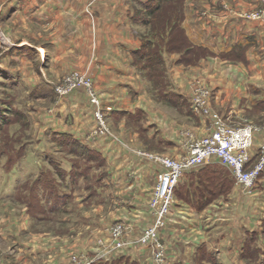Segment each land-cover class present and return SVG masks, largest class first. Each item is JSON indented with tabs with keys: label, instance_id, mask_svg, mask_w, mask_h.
<instances>
[{
	"label": "rangeland",
	"instance_id": "obj_1",
	"mask_svg": "<svg viewBox=\"0 0 264 264\" xmlns=\"http://www.w3.org/2000/svg\"><path fill=\"white\" fill-rule=\"evenodd\" d=\"M235 1L177 0L166 4L162 13L152 21L154 34L161 31L162 34L168 32L169 36L166 41L158 42L164 49L162 64H158L154 69H149L145 65L139 68L140 65L135 66L133 63L135 59L132 55L130 56L131 66L145 84L146 93L142 101L147 103L142 106L145 110L152 108L155 112L153 117L161 122L167 132L173 131L174 138L180 136L182 131L201 134L221 122L229 127H243L251 124L258 128L253 136L254 140L256 138L257 143H264V104L255 109L238 111L233 109L232 111L231 101L226 99L227 96L223 95L219 99L215 95L216 79L218 81L226 79L227 82L233 80L236 82L237 78L240 79L231 65L239 64L242 61L241 56L211 54L210 47L200 45L192 38H189L190 41L185 39L176 25L178 18L184 22L187 14L193 15L196 24L202 19L206 20L213 13L227 15L260 12L264 14V5L261 0L253 3L246 0H241V3ZM22 17L20 15V18ZM20 18L11 12L7 17H2V10H0V46H9L8 43H13V40L18 38L13 34L16 29L23 28L19 30L21 32L19 37L22 38L25 35V39L29 42L32 41L31 36L34 33L37 36L40 35L41 39L48 34V31L34 26L29 17L26 18V27H18L16 22ZM137 29L138 35L141 36L148 32L149 28L137 24ZM10 57L5 58V62L14 65ZM176 57L177 61L173 62V58ZM29 61L27 74L32 75V70L40 69L41 77H44L42 80L45 82L52 80L54 83L42 85L40 89L46 87V92L42 91L39 95L29 91L31 77L28 79L19 73V80L16 77L7 78L8 74H3L0 70V114L3 117L2 120L0 119V264H107L119 257L129 258L137 264H157L155 256L161 252L167 259L166 264H258L261 263V258L264 261V211L261 212V207L258 208L257 205L260 202L257 189L262 186L258 183L261 177L257 180V184L247 191L236 186L233 180L231 186L233 198L228 205L227 224L220 220L215 221V224L203 221L204 218L207 220L215 215V212L206 215L203 212L206 209L205 206L196 213L202 217L198 220L202 221L199 222L201 229L177 230L175 224L167 223V216L174 214L171 213L173 211L171 208L164 224L157 227L159 241L157 243L140 241L143 231L154 225L156 221L154 208L149 204L151 188L159 172L154 162L157 168L152 171L151 179L148 178L153 184L150 187L147 186L145 196L137 192L134 194L136 197H132L131 200L122 194L120 197L116 196V192L113 191L114 180L109 178L108 162L104 160V165L98 163V168L91 169L87 180L84 179L87 187L82 183L77 184L72 191L71 201L69 200L67 205L59 210L50 212L36 198H31V203H27L23 195L31 189L33 180L37 179L42 169L46 168L54 175L51 161L59 162L61 154L71 159L76 157V154H72L64 147L61 148L52 140V136L56 133L52 134L48 131L47 125L50 121L49 116H56L52 107L61 97H66L78 90H81L87 98L88 95L82 88L73 89L70 94L64 96L58 95L55 89L63 85L70 73L84 75L85 81L93 82L88 70L73 69L58 73L57 70L47 69L43 59L41 67L37 60ZM44 73H47L49 77ZM163 81L171 90L175 83L185 87L186 90L182 91L184 100L190 101L195 95L200 97L198 109L190 111L179 101L174 102L176 105L161 100L159 83ZM91 107L93 116L95 108L93 104ZM17 110L21 111L20 115L16 114ZM112 112V106L101 99L100 114L105 130L103 134H100V130L97 133L92 132L90 137L93 140L100 143V137H117L128 147L126 149H130V154L136 153L140 157H142L141 153L178 158L174 147L158 145L157 137L153 141L149 139L148 131L142 130L139 123L128 119H117V115H113ZM93 119L94 122L97 121L94 116ZM254 146L252 151L255 154L258 153V145ZM257 157L258 154L252 156L249 166ZM82 158L85 159L84 156ZM95 161L99 162L96 159ZM61 166L68 168V164L64 162H61ZM122 172H124L123 169ZM100 175H103L102 179ZM142 175L148 176V172L135 175L140 179L129 180L127 177L123 181L128 184L141 181L146 185L148 181L143 180ZM214 178L216 180L217 177ZM97 184H101L102 189L96 186ZM226 184L225 180L220 179L219 185L224 187ZM144 190L140 191L144 192ZM230 191L221 197H214L209 204L227 198ZM137 204L141 206L140 209L135 207ZM175 206L174 202L172 207ZM120 222L125 225L117 227ZM251 222L254 224L253 227ZM167 225L172 229H167ZM218 226L221 227L217 228ZM115 230H117L116 237L113 236ZM225 232H228L227 236ZM195 235L205 238L193 247L191 240ZM247 239L248 246L245 247ZM112 245L113 247L124 245V248L117 255L113 250L110 251L111 255L108 254L105 257L100 255V251L107 248L110 250L113 248ZM252 246L261 248L263 251L253 250ZM244 247L247 254L241 256ZM225 248L228 249V253L234 252L235 257L228 255ZM208 255L213 256L215 263L207 257Z\"/></svg>",
	"mask_w": 264,
	"mask_h": 264
},
{
	"label": "crops",
	"instance_id": "obj_2",
	"mask_svg": "<svg viewBox=\"0 0 264 264\" xmlns=\"http://www.w3.org/2000/svg\"><path fill=\"white\" fill-rule=\"evenodd\" d=\"M145 1L0 0L2 17H7L10 12L15 16L18 15L19 18L20 15L23 16L16 22L18 27H26V18L29 17L34 26L48 31V34L42 36V39L40 35L37 36L34 33L31 36L32 41L29 42L25 39V35L22 38L19 37L21 36L19 30L23 28L14 30L15 37L20 39L17 38L13 40V43H8L9 46H0V70L3 74H8L5 75L7 78L16 77L19 80V73L22 77L28 79L31 77L29 91L36 94L42 93V91L45 93L46 87L41 89L40 87L54 82L52 80H48L49 82L43 81L42 78L44 77H41L40 69L37 71L32 70V75L27 74L30 59L37 60L39 66L43 59L47 69L57 70L58 73H65L73 69L88 70L92 76L96 92L101 96L104 103L112 106V113L117 115V119H127V114L138 111L142 116L140 121L144 122L142 127L149 133L148 138H159L161 141L160 146L167 147L170 145L174 147L175 155H179L183 151L179 144V136L174 138L173 131L167 132L163 128L161 122L153 117L155 112L152 108L145 110V107L142 106L147 103L145 99V102L142 101L146 93L145 84L138 77L130 62L132 52L140 45L137 24L131 20L130 16L134 5ZM246 1L250 3L257 2V0ZM235 2L241 3L242 1L236 0ZM183 28L189 38L200 45L210 47L216 55L225 50L230 51L232 55L235 54L237 57L241 56L242 61L239 64L231 65L240 79L237 78L236 82L234 80L227 82L226 79H223L224 81L216 79L215 95L219 99L223 95L227 96L228 98H225L231 101L230 109L232 111L233 109L238 111L240 109L258 108V104L264 99V24L244 20L235 13L227 15L213 13L206 20L202 19L200 23L196 24L193 15L187 14L183 22ZM238 53L240 54L238 55ZM8 56H11L10 60L15 63L14 65L5 62V58H8ZM176 61L177 57L173 58V62ZM44 74L48 76L47 73ZM183 90H186L185 87L175 83L171 92L182 96ZM187 102L188 109L191 111L189 100ZM52 110L56 116H49L50 121L47 130L52 134L70 135L86 147L99 152L108 162L107 170L110 175L109 178L111 177V180H114L113 191L116 192V196L120 197L122 194L129 200L136 197L134 196L135 192L145 196L147 186L150 187L153 184L149 180L152 171L157 166L136 153L130 154V149H126L128 147L120 138L100 137V143L93 140L90 137L91 131L95 127L92 107L87 96L81 90L72 92L66 97H61L54 104ZM255 143H257L256 138L252 148L253 151L254 145L259 146V143ZM253 151H251L252 156L257 154H254ZM208 164L221 165L231 175L230 169L215 158H211ZM122 169L124 172H122ZM144 172H148V176L145 175L144 177L142 175L143 180L147 179L148 181L146 185L141 181L129 182L130 184L123 181L127 177L129 180L140 179L135 175ZM188 172L181 176L179 184L183 182ZM260 177L261 180L258 183L262 184L261 188L263 189H257V196L260 199L257 205L258 208L261 207V212H263L264 172ZM141 189H145L144 192L140 191ZM230 190L227 198L206 205L203 212L206 215L215 212V215L207 220L204 218L203 221L215 224V221L220 220L224 224L228 223V205L233 198L232 189ZM175 205V207H172L173 211L171 212L174 214L168 216L167 223L175 224L177 230L182 231L202 228L199 225V222L202 221H198L202 217L196 214L197 209L176 196ZM135 207L141 208L139 204ZM253 225V222H251L252 227ZM167 226V229H172L171 226ZM227 235L228 232H225V236ZM204 238L195 235L191 240L192 246L195 247ZM227 250L225 248V251ZM228 252V255L235 257L233 256L234 252Z\"/></svg>",
	"mask_w": 264,
	"mask_h": 264
},
{
	"label": "trees",
	"instance_id": "obj_3",
	"mask_svg": "<svg viewBox=\"0 0 264 264\" xmlns=\"http://www.w3.org/2000/svg\"><path fill=\"white\" fill-rule=\"evenodd\" d=\"M175 1L177 0H146L141 4L134 5L132 9V14L130 16L131 20L136 24H140L141 26L144 27L148 26L149 28L148 32L140 36L139 47L132 52V56L135 59L133 60L135 66L140 65L139 68H141L142 66L145 65L149 69H154L156 68V66H158V64H162L164 49L161 48V45H159L158 42L166 41L169 36H168V32L162 34L161 31L157 32V34L156 33L154 34L152 29V21H154L155 17L158 16V14L162 13V9L166 4ZM178 13L180 14V12H177V14ZM182 21L183 20L181 19L179 20L178 18V21L176 23L177 28L181 31L182 36L188 41H190L188 35H186V32L184 31ZM209 52L211 54H215V52L213 51H209ZM229 54H231V52L225 50L220 51L218 53V55L221 56L229 55ZM159 84L161 86L159 91L160 92L159 98L161 100L170 103L179 101L181 105L184 104L188 108L187 100L186 99L184 100L182 96H179L171 92V89L170 87H168V84L166 82L163 81L162 83ZM263 104H264V99L260 101L258 106H261ZM20 112H21L20 110H17L16 114L20 115ZM141 118H142L141 113H139L138 111L132 114H127L128 120L139 123L142 130H145L142 127V123L140 122ZM0 119L1 120L3 119L1 114H0ZM154 139L155 137L152 138L151 140L153 141ZM156 139L158 145H160L159 144L161 143L160 139L159 138ZM52 140L56 142L57 145H59L61 148L64 147L67 150H69L72 154H76V157L74 159H71L70 157H66L63 154L59 155V162L57 161L50 162L51 166L54 168V175L50 173L46 168L42 169L39 172L37 179L33 180L31 184L32 186L31 189H28L29 191H27V193L23 195L24 200L27 203H31V198H36L39 200L41 204L46 206L47 210H49L50 212L59 210L61 207L67 205L69 200L71 201L72 191H74V187L77 184L82 183V185L84 186L86 185L87 187V184L84 183V179L87 180L91 169L98 168L99 166L98 163L104 165L103 162L105 160L104 157L99 152L86 147L84 144L74 139L70 135L56 133L55 135L52 136ZM82 156H84L85 159H83ZM95 159L98 160L99 162L95 161ZM93 160L95 162H92ZM60 161L68 164V168H63L61 166ZM194 170L195 171L191 170L192 172L187 171L188 173L186 174L185 181L181 182L180 184H177L176 187L174 188L175 196L178 199L183 200L193 208L197 210H201L208 203H210L214 197L217 196L221 197L231 189V186L233 184V177L232 175H230L229 171L225 167L216 164H208V165L206 164ZM104 171L103 174L105 175ZM57 177H59L58 179L59 181L57 180ZM102 177L103 175H100L101 179ZM214 177L219 178V180H217V178L215 180ZM220 179H223L227 182V184L224 187L219 185ZM96 186H100V189H102L101 184H97ZM249 235L252 236L253 234H249ZM248 239L247 241H245L246 242L245 247L248 246ZM245 247L243 249L244 252L242 251L243 254H241V256L247 254ZM252 248L253 250L263 251L261 248H256L255 246H252ZM207 257L212 259L213 262L216 261L212 255H208ZM101 264H105V263H101ZM107 264H137V263L126 257H119V258H115L111 262H108ZM258 264H264L262 258H261V263Z\"/></svg>",
	"mask_w": 264,
	"mask_h": 264
},
{
	"label": "built area",
	"instance_id": "obj_4",
	"mask_svg": "<svg viewBox=\"0 0 264 264\" xmlns=\"http://www.w3.org/2000/svg\"><path fill=\"white\" fill-rule=\"evenodd\" d=\"M261 2L264 5V0H261ZM238 15L241 18L264 24V14H260V12H245ZM78 88L86 91L91 102L90 104H93L95 108L93 116L97 121L95 120L96 127L93 128L91 133H97L100 130V134H103L105 124L101 120L102 117L100 114V101L102 98L94 90L91 80L85 81L84 75L80 76L77 73H70L67 75L63 85L58 86L55 90L58 95L64 96L70 94L73 89ZM200 99V97L195 95L189 101L191 110L198 109ZM257 129L251 124H246L243 127H229L219 122L210 130L198 135L193 132L182 131L179 136V144L183 148V151L178 155V158L163 155L154 156L152 154L142 155L140 153L142 157L156 163L159 168L156 181L151 188V201L149 203L154 208L153 211L156 214V221L154 225L143 231L140 241H153L157 243V227L164 224L165 218L168 217L167 215L175 202L174 188L178 184L180 177L184 172L204 166L211 158L217 159L221 164L230 169L236 186L246 191L251 190L264 172V143L259 144L258 157L249 166L250 160L252 159L253 136ZM120 223H118L117 227L123 226L124 223ZM116 232L117 230L113 233L114 237L117 236ZM113 241H115L114 238ZM123 246L117 245L110 248V250L108 248L104 249L100 251V255L104 257L108 254L111 255L110 251L112 250L117 255L124 248ZM151 260L153 262L152 258ZM155 260L157 264L167 263V259L162 252L155 256Z\"/></svg>",
	"mask_w": 264,
	"mask_h": 264
}]
</instances>
